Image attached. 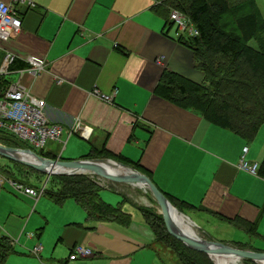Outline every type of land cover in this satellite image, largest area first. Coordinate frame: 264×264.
Wrapping results in <instances>:
<instances>
[{"label":"crops","instance_id":"0c3cea01","mask_svg":"<svg viewBox=\"0 0 264 264\" xmlns=\"http://www.w3.org/2000/svg\"><path fill=\"white\" fill-rule=\"evenodd\" d=\"M2 1L17 12L21 31L0 41V66L7 53L16 56L14 71L27 67V56L45 62L37 75L13 72L0 83L3 88L20 81L33 98L45 102L48 122L63 128L60 141H48L44 154L79 160L89 159L91 150H102L104 159L125 158L138 164L135 170L167 198L187 204L182 208L207 239L218 241L189 215L200 224L213 221L216 227L242 233L228 222L254 223L257 235L250 240L264 242V179L238 167L244 147L247 161L261 163L264 124L248 141L158 94L166 76L199 84L203 72L193 50L179 42L176 30L154 10V0H25L33 7ZM255 3L264 20V0ZM94 90L114 92L112 102L99 100ZM77 122L86 128L84 135L72 131ZM96 179L104 202H122L128 225L89 222L71 199L57 205L41 200L43 195L33 199L16 192L24 202L15 201L2 188L0 229L7 235L0 236L17 234L21 244L10 239L13 252L3 264H170L161 259L137 207L123 201L118 188L142 187ZM75 245L90 249L92 256L68 260ZM36 246L40 250L33 254Z\"/></svg>","mask_w":264,"mask_h":264},{"label":"trees","instance_id":"16d2710c","mask_svg":"<svg viewBox=\"0 0 264 264\" xmlns=\"http://www.w3.org/2000/svg\"><path fill=\"white\" fill-rule=\"evenodd\" d=\"M154 1L156 4L153 8L164 17L166 26L173 27L168 20L169 13L177 10L196 29V36L181 35L177 38L193 50L203 72V82L199 84L166 76L156 88L158 94L173 104L193 110L212 124L248 141L253 140L264 124V20L259 16L255 0ZM0 143L8 147L29 148L3 135H0ZM36 153L46 158H56L44 154L42 150ZM86 157L106 158L107 154L102 150H91ZM116 160L134 169L138 165L121 157ZM12 163L25 175H44L19 163ZM257 175L264 179V158ZM47 182L50 187L47 189L45 186L43 196L57 205L68 199L73 200L84 210L89 222H117L122 225L130 222V216L121 209L122 202L113 206L100 198L102 188L95 176L53 175ZM167 199L178 211H181L182 205H187ZM136 207L152 231L155 244L167 249L176 259V264H213L207 255L187 248L170 236L161 215L155 210ZM235 222L228 223H233L248 238L257 235L256 224L242 220ZM235 244L240 249L247 246L249 250L264 252L249 244ZM12 252L11 240L0 236V264ZM244 263L254 262L245 259Z\"/></svg>","mask_w":264,"mask_h":264},{"label":"built area","instance_id":"2783aa9c","mask_svg":"<svg viewBox=\"0 0 264 264\" xmlns=\"http://www.w3.org/2000/svg\"><path fill=\"white\" fill-rule=\"evenodd\" d=\"M12 1L20 4H28L32 7L34 6L30 2H25V0ZM169 21L172 22V26L176 27V37L181 35H197V31L193 25L177 10L170 11ZM20 31L21 20L17 12L12 5L0 0V41L6 42ZM15 60L16 56L14 54H5L0 66V83L4 76L10 75L13 72H16L19 76H22L24 73L37 75L45 69V62L42 58L27 56L24 59L27 67L14 71L11 69V66ZM92 95L103 102L111 103L114 92L104 94L94 90ZM44 108L45 102L33 98L20 81L8 83L6 87L0 88V135L22 142L34 152L42 150L48 141L59 142L63 134V128L48 122ZM72 131H79L84 135L86 128H83L77 122ZM246 153L247 147H244L238 167L240 170L249 174L257 175L259 165L258 163L247 161L245 159ZM4 181L3 175L0 174V192ZM8 182L14 191L33 199H38L42 196L46 186V182L40 188L25 185L13 179H9ZM39 250L40 246H36L33 248L32 253L37 254ZM90 256H92L90 249L81 245H75L71 249L68 260Z\"/></svg>","mask_w":264,"mask_h":264},{"label":"water","instance_id":"95a60500","mask_svg":"<svg viewBox=\"0 0 264 264\" xmlns=\"http://www.w3.org/2000/svg\"><path fill=\"white\" fill-rule=\"evenodd\" d=\"M19 154L32 157L33 162H27L18 158L16 155ZM0 156L46 175L47 180L53 175H91L112 183H124L138 187L143 186L152 196L167 233L187 248L207 255L213 264L216 263L212 255L222 254H234L240 260H251L256 264H259L258 261L264 259V252L234 248L220 241L199 238L193 231L184 230L177 218L189 221L194 227H196L195 223L189 217L179 212L149 177L122 163L104 158L79 160L49 159L38 155L28 148H13L2 144H0ZM111 164L129 170L130 174L117 175L106 172L103 165ZM55 166L63 168L64 170L54 171L53 168Z\"/></svg>","mask_w":264,"mask_h":264},{"label":"rangeland","instance_id":"374dc122","mask_svg":"<svg viewBox=\"0 0 264 264\" xmlns=\"http://www.w3.org/2000/svg\"><path fill=\"white\" fill-rule=\"evenodd\" d=\"M172 30L174 32L176 30V27L173 26ZM21 149H25V148H21ZM0 174L3 175V177L5 179V181L2 185V188L4 190L3 192L5 193L7 191L6 193H9L10 196H13V197L16 196L15 201L17 200V201H22V202H24V198L19 196V194L13 190V188L10 186V184L8 182L9 179H13L19 183H22L25 185H30V186H33L35 188H40L45 183V181L47 179L46 175L37 176L36 174H33V173H29L27 175L23 174V171H21L18 167H16L14 163H12L11 161L7 160L6 158H4L2 156H0ZM98 180H100V182H102V181L106 182V180H102V179H98ZM96 181H97V179H96ZM49 187H50V184L47 182L46 188L49 189ZM141 187L142 188L139 189V188L131 187L128 185H126V186L122 185L121 187L118 186V188L120 189L119 191L121 192V194L123 195V197L127 201L133 203L135 206L153 209L158 213L156 204H155L152 196L143 186H141ZM40 199L45 200L46 198H45V196H43ZM119 201H122V199L120 198ZM16 204H17V202H16ZM113 206H116V204H114ZM31 207H32V204L28 203L27 208H29V211H30ZM125 209H128L127 206ZM29 211H28V213H29ZM37 211H38V209H36V212ZM179 212H181L187 216V213L189 211L185 210L184 208H181V211H179ZM28 213H27V215H28ZM189 216L193 220H195V222H197V224H199V226L201 228H203L207 232H209V234L212 237H215L216 239H218V241L224 242V244H227V245L234 247V248H238V246H237V244L232 243V242H238V243L240 242L243 244H252V245H254L255 249L264 251V242L263 241L262 242L261 241H256V242L252 241L244 233L237 231L235 229H228V230L221 229L219 227H216L217 224H215L213 221L210 223H204V224L201 223L200 224V222L198 223L197 218H195L192 215H189ZM30 226H31V224H30ZM27 231H29V230H27ZM192 231L194 232V234L197 237L202 238V239H207L206 236L203 235L201 233V231L199 229H197L196 227L193 226ZM0 235H7V234L2 233L1 229H0ZM10 239L13 240L15 245L21 246V244L19 243L17 234H15L14 238L10 237ZM226 241H232V242L227 243ZM250 241H251V243H250ZM238 249H240V248H238ZM242 250H249V249L247 248V246H246V248L244 246V249L242 248ZM158 251H159L158 253H159L162 260H164L170 264H176V259L167 249L158 245ZM226 264H245V263H244V260L237 259V262H235V263H233L232 261H228ZM253 264H256V263H253Z\"/></svg>","mask_w":264,"mask_h":264},{"label":"bare ground","instance_id":"6f19581e","mask_svg":"<svg viewBox=\"0 0 264 264\" xmlns=\"http://www.w3.org/2000/svg\"><path fill=\"white\" fill-rule=\"evenodd\" d=\"M18 158L27 161V162H33V158L27 155H23V154H19L16 155ZM104 170L110 174H117V175H127L130 174V171L125 169V168H121L118 165H103ZM54 171H62L64 170L63 168L57 167L55 166L53 168ZM177 220H179L182 228L184 230H191L193 228V224H191L189 221L181 219V218H177ZM212 258L214 260V262L216 264H226L228 261H232L233 263L237 262V259H239L236 255L234 254H222V255H212ZM240 260V259H239ZM258 263L260 264H264V259L258 261Z\"/></svg>","mask_w":264,"mask_h":264}]
</instances>
